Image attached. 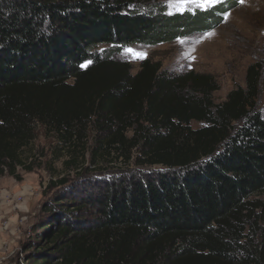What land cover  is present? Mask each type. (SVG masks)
Segmentation results:
<instances>
[{"label": "trees", "instance_id": "trees-1", "mask_svg": "<svg viewBox=\"0 0 264 264\" xmlns=\"http://www.w3.org/2000/svg\"><path fill=\"white\" fill-rule=\"evenodd\" d=\"M235 2L169 14L145 0H0V179L37 167L40 131L77 175L162 168L61 199L30 264H264L259 65L216 104L211 75L149 61L133 75L113 59L207 34Z\"/></svg>", "mask_w": 264, "mask_h": 264}, {"label": "rangeland", "instance_id": "rangeland-1", "mask_svg": "<svg viewBox=\"0 0 264 264\" xmlns=\"http://www.w3.org/2000/svg\"><path fill=\"white\" fill-rule=\"evenodd\" d=\"M145 1L161 3L169 14H176L210 8L230 0ZM234 1L225 20L207 34L152 48L131 46L117 51L113 59L130 64L133 75L145 61L157 64L161 72L168 74L194 71L211 75L219 86L214 94L216 104L225 102L231 91L245 88L247 70L257 64L261 72L258 106L264 113V0ZM198 3L204 6L198 7ZM102 51L104 49L100 48L99 52ZM141 54L144 58H140ZM201 127L202 124L192 123L193 129ZM93 137L90 136L88 146L93 144ZM55 145L53 139H47L40 131L35 143L37 167L30 173L19 170V181L8 175L0 179V264H30L28 258L33 250L29 247L36 238L35 233L61 216L56 206L61 199L90 191L91 185L102 179L115 181L131 173L152 175L162 169L138 168L133 162L129 166L119 162L107 165L105 170L90 168L77 175L64 167L67 153L55 152ZM60 179H68V184L57 186ZM4 222L9 223L8 230L3 227Z\"/></svg>", "mask_w": 264, "mask_h": 264}, {"label": "built area", "instance_id": "built-area-1", "mask_svg": "<svg viewBox=\"0 0 264 264\" xmlns=\"http://www.w3.org/2000/svg\"><path fill=\"white\" fill-rule=\"evenodd\" d=\"M9 226H10V225H9L8 222H4V223H3V227H4L5 229L8 230V229H9Z\"/></svg>", "mask_w": 264, "mask_h": 264}, {"label": "snow or ice", "instance_id": "snow-or-ice-1", "mask_svg": "<svg viewBox=\"0 0 264 264\" xmlns=\"http://www.w3.org/2000/svg\"><path fill=\"white\" fill-rule=\"evenodd\" d=\"M241 3H243V0H241ZM197 6H198V7H203L204 5L198 3ZM140 58H144V57H143V54L140 55Z\"/></svg>", "mask_w": 264, "mask_h": 264}]
</instances>
